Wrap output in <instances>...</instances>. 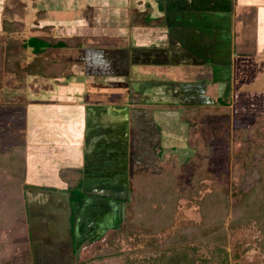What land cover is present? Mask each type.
Here are the masks:
<instances>
[{
  "label": "rangeland",
  "instance_id": "1",
  "mask_svg": "<svg viewBox=\"0 0 264 264\" xmlns=\"http://www.w3.org/2000/svg\"><path fill=\"white\" fill-rule=\"evenodd\" d=\"M0 1V7H3L5 0ZM35 1L7 0L6 8L9 9L5 12L0 10V45L7 46V44H11L12 42H8L9 39L18 40L19 44H21L18 46L19 51L23 52L25 55L24 58L28 57L27 59L30 61H34L36 56L42 57L44 49L46 52V48L50 47L43 45L44 40H42L37 42L38 52H34V47L32 49L29 44L33 39L36 40L40 37V35L52 37L53 43L57 44L52 45V47L56 49L63 48L57 47L63 43H66L68 45L66 47H69L68 43L70 42V44H72V42L75 41V38H67L69 32L74 33V30L69 29V25L66 24L68 22V16L71 17L72 20L69 19V22L72 23L74 21V16H80L81 14L79 12L74 15V10L72 11L73 13L60 11L59 14L55 16V19H64L61 21L64 24H60L58 21L54 20L43 22L42 20H45L47 16L45 13L39 15L40 17H37V14L35 15V11L33 10ZM217 1L218 0H215V2ZM150 2L152 3V8L155 9L157 14L165 13L164 11L159 10V0H151ZM229 2V4L225 3L223 5L215 4V14L216 12L221 11V13L225 15L234 14L237 18V27H235V29L241 36H243L242 39H236L237 52L243 55L245 54V57H264V0H230ZM141 3L142 6L140 4V7L143 9L144 7L146 9L148 5L151 4L147 3L148 5L146 6V4H144L145 0H142ZM128 4L130 14L126 11H124V14L125 16L127 14L129 25L132 24L131 20L134 21L135 19H140L144 21L142 22V25L150 26L157 24L158 26V28L152 29L151 32H147V35L150 33L151 38L156 41L154 47L161 51L159 57H155L153 60L155 62L162 63V65L166 63L173 64V61L175 62V60L171 61L169 57H172V55L179 56L177 55L179 52L175 50L174 46L170 48L171 43L174 41L172 39H174L175 36H171L170 40V35L168 36L169 31H167L169 27H165L163 22L164 19L162 20L161 18H158L152 20L153 11L144 10L145 12H141L142 10H139L136 6L137 1L135 0H128ZM212 4V0H183L180 2V7L184 10L183 13L186 14V17L194 16L193 12L198 9L196 14L197 18H199V20L202 18L205 20L208 18V15L202 14H210L209 9H214ZM202 6L205 8V11L200 12V7ZM86 9L87 14L88 12L91 14L89 10L93 8L87 6ZM9 10H12L11 15L6 17L7 21L2 22L1 19L3 15L4 17L7 16L8 14L6 15V13H9ZM31 12L34 15H32ZM87 14L85 13V15ZM85 15L82 14L84 18ZM125 16L120 15L116 18V22H110L112 25L111 27H113L111 28L108 26L110 30H118L116 28L122 27V30L117 31L116 34H112L108 29L107 33H104V35H102V33H97L95 34L97 36L94 37L93 31L89 32L87 28H80L86 33V37L78 36L81 38L84 37V43H87V41L90 40L86 39L88 38V35L89 37L92 35L91 39L94 40L95 38V40H98L102 44H113V46L102 49L100 52L102 54L91 53L90 57L92 59H88L86 61L79 60V66L74 67H77V69L68 68V65L70 66L71 63L70 61L60 63L58 68L63 67L65 73L67 69L70 70V73H75V76L72 75L69 76V78H63L64 80L61 82H66L64 86L57 85L58 81H56L55 77L36 75L35 70L38 69L36 68V64L28 67L30 70L33 69V74H31L28 69L26 75L24 74L25 71H16V73H14L8 72L4 69L0 70V145L5 146L7 144L23 142V130L27 117H25V114H29V110L31 108L37 107L39 115L45 117L52 116L53 113H48L47 111L49 106H55L58 104H62L61 106H63L65 103H75L76 101H80L81 104H84L87 103V99L92 98L98 91L97 94H101L100 102L98 103L96 100L94 104L90 103L87 106L89 109L93 110L92 112L99 113V111H102L100 118L93 119L92 113L90 114V118L93 119V125L100 127L98 132L93 135L92 138L96 139V141L98 140V142L107 141V146L104 148L109 147L102 153V157H104L105 160L102 165L106 168V172L102 170V173H105L106 175V178L102 176V183L105 179V181H108V185H113L116 184V182L119 183V181H121L119 177H124V192H108V194L111 195L110 197H112V200L110 197L107 200L109 202L120 204V214L123 211V218H121L122 225L124 224V220L127 218V215L124 212L129 206L126 200L130 198L132 199L131 191H129L128 188L130 180V177H127L128 173L132 175L134 174L133 171L141 173L142 170L151 172L156 171L157 173L165 174L171 172L177 176L181 185L186 186V176H183L182 167L184 166L187 157L195 154V144L197 145L198 142H200V145L207 143L209 146L213 147L211 165L215 173V181L213 178L208 182V189L212 190L214 188H224V190L228 191L230 196H238L236 199L231 200V205L236 206L237 203L240 202L239 199L241 198V193L249 191L254 182L259 178L257 169L253 171V174H248L245 169V162L249 159L248 155H246L249 148V141L256 143L257 146L262 148V151L255 157V160L256 162H264L263 85L259 84L258 86H247V89H250L251 91L253 90V92L250 95L251 101H246L244 103L241 102V95L237 92L238 89L240 90V88H244V86H242L244 83L236 85L235 87L237 88V91L235 92H237L238 97L237 99L235 98V100L238 103L234 104V108L232 106L233 109L231 115L229 113L227 115H220L215 108H220L218 98L221 97V85L213 83L211 80L212 72L210 68H212V66L210 64H206L196 67L192 64H184V67L180 69L174 68V71L182 72L187 74V76L190 74L188 76L189 82L193 78L192 81L203 80L204 84L202 83L201 85L198 84V86H192L189 82L187 83V81H177L173 82L172 85H163L161 88H158L159 85L145 86L141 90V93L143 94H139L134 97L131 88L127 85V77L120 78L119 75L118 77L120 80L116 79L118 81L114 82L112 76L114 73L116 74L119 72H124L121 74L122 76H124V74L125 76H127V74L132 75V71L135 72L134 69L138 68V66L131 65L132 62H128V68L125 66L122 68H115V66L109 64V60H113V64H115L118 59L123 57L124 53L122 52L120 54V52L117 51L119 48L125 49L128 47L131 50L138 49L137 47H130V32L132 31L131 28L134 27V25H130L127 28L120 26V24L123 25V21L126 22ZM111 18V16H108L107 21L109 22ZM85 21L86 18L83 21V25L86 24L89 26V20H87L86 23ZM9 22L11 26L15 25L17 27L16 29H18V32L13 35V37L12 35H9V31L7 30L11 29V26H8L7 28V24ZM136 22L137 20H135L134 23ZM225 23L226 22L222 20L220 24L225 27ZM2 25L6 28L5 32L3 31L4 28H2ZM47 25L50 27H47ZM169 30L174 31V28L171 26V29L169 28ZM42 31H44V34ZM120 32H122V35H117V33L120 34ZM141 36L142 35L136 36L135 41L142 39ZM220 40V46L224 47V39L222 38ZM212 41H216V44H218L217 39H213ZM78 43V46L83 45L82 41ZM12 45L15 46L16 44L13 43ZM116 51L120 55H117ZM114 52H116L117 56ZM136 52H138V50ZM142 52L143 51H140L138 54L140 56L143 55L144 57L145 53ZM76 53L77 57L74 58L73 54L67 55L68 59H81V53L79 51ZM231 53L230 55H232ZM57 56L63 57L61 53ZM114 56L116 58H114ZM125 57L127 60V55L124 56L123 59H125ZM64 58L66 59L65 56ZM231 59L232 57H230V60ZM234 59L232 60L233 63L231 62V77L233 78V76H236V79H240L241 81L245 78L246 80H249L251 76L249 75L248 78L245 76L246 74L244 75L242 71H239L238 65H241V63L237 59V65H235L236 62H234ZM52 61L54 62L55 67L57 61ZM94 63L98 64L99 67H103L105 70H108L100 73V70L95 67ZM39 64H41V67L44 66L45 69L51 67V64L49 65V63L45 61H42ZM123 65H126V63ZM71 66H74V64H71ZM145 66L147 67L148 65ZM149 67H154L151 71L153 74L155 73L154 76L157 75L156 77L159 80L168 76L166 73L158 74L159 69L156 68L159 67L155 68L154 65H150ZM252 67L253 66L250 68ZM169 68L166 69L170 72ZM138 70L139 68L137 71ZM242 70L244 71V69ZM237 75L239 76V79ZM104 76L109 78H105ZM215 80L219 79L215 78ZM123 81L124 84H117L118 82ZM137 87V85L133 86L134 93L137 92ZM88 88H91V91ZM153 90L156 94H153ZM86 91L88 93H86ZM123 93H125V95ZM186 93L188 94L187 97ZM87 94H89V96H87ZM127 105H133L138 108H135V110L130 112L127 108L128 112L124 114V118H118L122 115L121 112L124 111L122 109L127 107ZM230 105H232V101ZM42 110L45 112L44 115ZM204 110H206L210 116H202ZM56 113L61 116L59 108ZM131 113L134 115L132 116ZM114 114L119 115L116 117L117 119H114ZM45 119L46 118H43L44 122ZM120 122L123 125L118 124ZM123 131H125V135L130 141L129 148H127L128 146H124L126 136H124V142L121 141ZM131 133H133V136H131ZM109 135L110 137H108ZM244 135H246V139H243ZM200 137L203 142L200 140ZM122 149L124 150V153H128V156H130L129 158L131 159L130 162L128 160L127 165L129 167L127 166L125 171L123 167L124 161L119 158ZM160 155L161 157H159ZM59 160L62 159L59 158ZM36 161L34 162V160L31 159V164L29 166L31 170V173L29 172V176L31 179L28 180L31 183L34 182L39 184L42 181L37 179L38 177L33 170L35 169V166L33 165H35ZM106 161H108V163ZM37 167H41L42 169V165L37 164L36 168ZM63 168L64 167H60L59 169H56V172L62 176H65L66 173L69 174V170H65L63 172ZM184 168H186V166ZM117 172L120 174H117ZM183 188L185 189V187L182 186L181 189L184 190ZM35 193L36 192L30 193V201H36L37 199L41 200V197H39L41 194L39 193L37 195V193ZM206 193L207 192L200 193L199 200H201ZM115 194L119 200H115L113 198L115 197ZM90 199L94 198L90 197ZM73 205L76 206V209L79 208L78 202L76 204L74 201ZM198 206V199L196 198L193 200H183L180 208L177 210L175 219L176 226L174 227V230L190 220L200 221L201 214ZM111 210L113 211L114 209ZM46 214L49 213H46L44 206H33L31 208L30 226L31 232L33 233L31 244H22L26 242L25 238L18 240V242L22 245L15 248L12 260L4 264H124L122 256L115 255L114 257V254L108 255L106 253V244L109 234H113V232H115L114 230L117 229L107 230L106 240H100L98 238V242L92 245H84L85 248L83 247V249H79V252L77 248V252H75L74 249L77 245L74 247L71 237L76 233V216H74V221L70 224L68 222V216H66L64 212L61 214L56 211L49 214L50 216H53L54 220H57L58 217L62 215V220L58 221L61 226H57V228L55 227L52 229V227L49 228L45 225L47 220L44 219V217L48 218V215ZM101 215V217L104 218L103 213ZM105 215H107L108 220L111 218L110 211ZM229 220L230 219L227 220L226 227L228 251L233 257L232 264H264V255L259 250L258 245L262 235L260 230L256 227L246 226L233 230L228 227ZM168 232L166 231V233ZM80 243L81 241L78 239V244ZM123 246V250H126L127 247L124 243ZM98 254H102L104 256L98 257Z\"/></svg>",
  "mask_w": 264,
  "mask_h": 264
},
{
  "label": "crops",
  "instance_id": "2",
  "mask_svg": "<svg viewBox=\"0 0 264 264\" xmlns=\"http://www.w3.org/2000/svg\"><path fill=\"white\" fill-rule=\"evenodd\" d=\"M135 1H137L136 6L139 8V10H142L141 12H145L146 10L151 12L153 11L152 20L158 18H161L162 20L164 19L163 22L165 24V27L167 26L171 29L172 26V28H174V31L169 30V28L167 30L169 31L168 36L170 35V40H171V36L173 35L175 36V38L172 39L174 41L172 42L173 44L171 43L170 48L174 46L175 50L179 52L177 53V55L179 56L172 55V57H169L171 61L175 60V62L173 61V64L166 63L162 65V63L155 62L153 59L155 57H159L161 51L157 50L156 47H154L156 41H154L151 38L150 33L149 35H147V32H151L152 29L158 28L157 24L145 26L142 25L143 24L142 22L144 21L140 19H135L137 20L136 23H134L135 20L134 21L131 20L132 24L130 25L131 26L134 25V27L131 28L132 31L130 32L131 34L130 47L133 46V47H137L138 49L134 48L135 50H131L128 47L125 49L119 48L117 51L120 52V54L123 52L124 53L123 57L118 59L117 60L118 62L116 61L115 64H113V60H109V64H112V66H115V68L118 67L122 68L124 66L128 68L127 67V65L129 66L128 62L130 63L132 62L131 65L138 66L139 70L137 71L138 68H135L134 69L135 72L132 71V75L127 74V76H125L124 74V76H122L121 74H123L124 72H119L116 74L114 73L112 76L114 82L120 80V78L122 77L123 78L127 77L126 78V80H128L127 83L131 81L132 86L137 85L138 87L136 93H134V89H132V94L134 97L136 95L143 94L141 93L142 92L141 90L145 86H151L156 84L172 85L173 82H177V81H182V82L187 81L188 83L189 82L188 76L190 74H188L187 76V74H184L182 72L174 71V68L180 69L184 67V64H192L195 65L196 67L199 65L210 64L212 66V68H210L212 72L211 80L213 83H218L221 85L220 88L221 97L232 100L231 108L232 106L234 108L235 106L234 104L238 103L235 100V98L237 99L238 97L237 92H239L238 94L241 95L240 96L241 102L244 103L246 101H251L250 95L253 92V90L251 91L250 89H247V86H251V85L258 86L259 84H261L264 87V57H255V58L245 57L244 56L245 54L243 55L238 53L237 40L242 39L243 36H241L239 32L235 29V27H237L236 24L237 18L234 16V14L225 15L222 14L221 11L216 12L215 14V4H221V5L225 3L229 4L230 0H220V2L219 0L217 2H215V0H212L213 3L212 5L214 6V9L213 8H211V10L209 9L210 14H202V15H208L207 16L208 18L205 20L203 18L200 20L199 18H197L196 14L198 9L197 11L193 12L194 16L186 17V14L183 13L184 10L180 7V2L183 0H163L164 8L161 7L162 3L159 2V10L165 12L159 14H157L155 9L152 8L151 6L152 3L150 2L151 0H145L144 4H146V6L148 5L147 3H151L150 5H148L146 9L145 7L144 9L140 7V4L142 6L141 3L142 0H135ZM6 3L7 0L4 1L3 7L2 6L0 7V10L1 11L3 10V12L9 9L6 8ZM128 5H129L128 0H36L34 3L33 10L35 11V15L37 14V17H40L39 15L43 13L46 14L47 17L45 20H42L43 22L54 20V21H58L60 24H64L61 22L64 19L61 18H59V20L55 19V16L59 14L60 11L63 12L68 11L69 13H73L72 11L74 10L73 13L74 15H76L75 13H79V12L81 13L80 16L79 15H77L76 17L74 16L73 18L74 21L72 23L69 22V19L70 20L72 19L70 16H68V22L66 24L69 25L68 26L69 29L74 30V33L71 32L68 33L67 38L69 39L75 38L78 42L82 41L83 45L81 44L82 46H77V47L73 45L69 47H63L61 49L49 47L47 48V51L43 54L44 58L50 60L51 59L56 60L57 61L56 63L58 64L64 63V61H70L71 63L70 66L68 65V68L73 69L75 66L77 67L79 66V60L86 61L88 59H92L90 57L91 53L92 54L100 53L102 49H105L106 47L109 46L112 47L113 44L105 45V43L102 44L98 40H95V38L94 40L91 39L92 35H90V37L88 35V38L86 39H90V40H88L87 43L86 42L84 43L85 40L84 37L81 38L78 36H85L86 33L83 29L80 28H87L89 32L93 31L94 37L97 36L95 35L97 33H102V35H104V33H107V30L109 29L108 26L110 27L112 26L110 22H114L116 18H118L120 15L125 16L124 11L130 14ZM87 6L93 8L91 9L92 11L89 10L91 14H89V12L87 14L86 12ZM200 9H201L200 12L205 11V8H203V6L200 7ZM11 13L12 10H9V13H6V15L8 14L7 16L4 17L3 15L1 19L2 22L7 21L6 17H9ZM85 13L87 15H85ZM82 14L85 15L86 21L89 20L88 21L90 23L89 26L85 24L86 21L84 23L85 25H83V21L85 18L82 16ZM32 15L34 14L32 13ZM108 16L112 17L109 22L107 21ZM125 17H126V22L122 20L123 25L120 24V26H124L125 28H127L130 26L128 23L127 14ZM222 20L226 22L224 24L225 27L222 24H220ZM48 26L49 25H47V27ZM2 28H4V25H2ZM121 28L122 27L116 28L118 30L113 29L114 31L110 29L109 30L112 34L113 33L116 34L117 31L122 30ZM42 32L44 34V31ZM117 35H122V32H120V34L117 33ZM140 35H142L141 36L142 39H140L139 41L137 40L135 41L136 36H140ZM40 37L45 38L48 36L40 35ZM222 38L224 39V43H225L224 47H221L220 46L221 44H219L221 42L220 39ZM213 39L214 40L217 39L218 44H216L217 43L216 41H212ZM137 50L139 53L140 51H143L142 53H145L144 57L143 55L140 56L138 52H136ZM78 51L82 55L81 59H73V60L68 59L67 55L73 54L74 58L77 57L76 52ZM116 52H114L115 55ZM118 52L117 55H120ZM60 53L63 55V57L57 56ZM230 53L232 55H230ZM126 55H127V60L126 57L125 59H123L124 56ZM64 56L66 57V59L64 58ZM230 57H232L231 60ZM27 58L28 57H26V59ZM114 58L116 57L114 56ZM234 58L236 59V61ZM233 59L234 62H236L235 65H237V61L239 60V62L241 63V65H238L239 71H242L244 75L246 74L245 76H247L248 78L250 75L251 78H249V80H246L245 78L243 81H241L238 75L237 77L239 80L236 79V76H233V78L231 77L232 75L230 74L231 73L230 71H231V65L233 63L232 62ZM32 62L33 60L30 61L27 59L25 63L21 64V66L26 69L28 64ZM124 63H126V65H123ZM71 64H74V66H71ZM94 64L95 67L100 70L99 71L100 73H102V71L106 72L108 70V69L105 70L103 67H99L98 64L96 63ZM145 65L148 66L146 67ZM150 65H154L155 68L159 67L156 68L159 69L158 74L166 73L168 76L166 78H163L162 80L161 79L159 80L156 77L157 75L154 76L155 73L153 74V72L151 71L154 67L153 68L149 67ZM251 66L253 67L250 68ZM77 67L74 69H77ZM166 68H169L170 72ZM242 69H244V71ZM24 71H25L24 74L26 75L27 71L26 70ZM71 74L75 76L74 72H72ZM119 75L120 78L118 77ZM104 77L109 78L106 76ZM215 78L219 80H215ZM192 79L189 82L192 86L193 85L198 86V84L201 85L203 83V80L192 81ZM251 79L256 81H252ZM63 80L64 79L62 78L61 79L57 78L56 79V81H58L57 85L64 86L66 82L62 83ZM117 84H124V81L118 82ZM238 84L239 85L242 84L244 88L243 89L240 88V90L238 89L237 91V88L235 86ZM97 92L94 94L92 98L87 99V103L83 102L84 104H81L80 101H76L75 103H65V105L63 106H61L62 104L49 106V109L47 111L48 113L52 112L53 113L52 116L45 117L39 115L37 107L31 108L29 110V114H25V117L26 116L27 117L23 130V136H24L23 142L26 144L28 143L29 158H28L27 177L28 179H31L29 176V174L31 173V170L29 168L31 164V159H33L34 162L37 160L35 165H33L35 166V169L33 170L36 176L38 177L37 179L42 181L39 184L32 182L35 189H31L27 194V202L30 211V218H31V208L33 206L34 207L44 206L46 213L49 214L56 211L60 212L61 214L64 212L66 216H68V222L71 224L72 208H71L70 196L67 193L70 192L68 189L69 185H71L72 182H73L72 184L73 186H77L78 183H81L82 186L81 191L87 194L86 199L87 198L88 199L83 204H81V206L79 205V208L76 209V206L73 205L74 207L73 211L75 212V216H76L75 223L77 225V228L75 235L72 236L71 238L74 247L77 245L74 249L75 252H77V248L79 252V249L81 248L83 249L84 245L85 246L92 245L98 242L99 239L106 240V235H107L106 231L118 228L117 227L118 217L120 216L121 206L119 203L107 201L111 196L110 194H108V192H124L123 176L119 177L121 180L119 181V183L116 182V184L108 185L107 183L108 181H105V179L103 180L102 183V176L106 178L105 173H102V170L106 172L105 171L106 168L102 165L103 162L105 161L104 157H102V153L105 151V149L109 147L104 148L105 146H107L105 141L98 142V140L96 141V139L92 138L93 135H95L100 129L99 126L93 125L92 120L95 118H100L102 115V111H99V113L92 112L93 110L87 107L88 104L90 103L94 104L96 100L98 103L100 102L101 94L98 95ZM86 93L88 92L86 91ZM123 94L125 95V93ZM242 94H243V98H242ZM87 96H89V94H87ZM187 96L188 94L186 93V97ZM58 108L61 111V116L57 115L56 113ZM127 108L130 112L138 107L133 105L132 106L127 105V107L122 109L124 110L123 111L124 113L121 112L122 113L121 116H119L118 114L113 115L115 117L114 119H117L116 117L118 116H119L118 118L122 119L121 117H123L124 114L128 112ZM91 113L93 115L92 116L93 119L90 118ZM44 114L45 112L43 111V115ZM133 115L134 114H132V116ZM43 118H46L45 122ZM131 136H133V133H131ZM129 157L130 156H128V153H124V150L122 149L119 158L123 159L124 161L123 164L124 171L128 166L127 165L128 160L129 162L131 161ZM59 158L62 160H59ZM106 162L108 163V161ZM37 164L42 165V169L41 167L36 168ZM60 167H64L62 169L63 172L65 170H69V173L71 172L72 174L69 175L66 173L65 176L59 175L56 172V169H59ZM117 174L120 173L117 172ZM129 175L130 174L128 173L127 177H131L133 174L130 176ZM32 192H36L37 195L40 193L41 195H39V197H41V200L37 199L36 201H30V193ZM114 196L115 197L113 198L115 200H118L116 194ZM90 197L94 199H90ZM78 198L79 197L76 196L75 200L78 201ZM110 198L112 199V197ZM109 209H114L111 212V213L114 212V214L111 215V218L108 220V217L105 214H108ZM102 213L104 218L101 217ZM49 214H46L48 215V218L44 217V219L47 220L45 223L46 227L48 226L49 228L52 227V229H54L55 227L57 228V226H61L58 223V221L62 220L61 219L62 215H60L59 216L60 218L58 217L57 220H54L53 216H50ZM78 239L81 241L80 244H78Z\"/></svg>",
  "mask_w": 264,
  "mask_h": 264
},
{
  "label": "trees",
  "instance_id": "3",
  "mask_svg": "<svg viewBox=\"0 0 264 264\" xmlns=\"http://www.w3.org/2000/svg\"><path fill=\"white\" fill-rule=\"evenodd\" d=\"M160 2L164 8V1ZM8 26H11L10 22L7 28ZM16 28L12 25L11 29H7L9 35L13 37L18 32ZM5 29L4 26V32ZM34 40L29 44L30 47H34V52H38L37 42L42 40L45 46L57 45L53 43L52 37H38ZM8 42L12 43L7 46L0 45V70L24 72L36 64L38 68L35 70L36 75L56 79L72 76L69 69L65 73L63 67L58 68L60 64L56 63L54 67L53 59H46L44 56H38L26 69L23 68L21 64L27 59L24 58V53L19 51L18 46L21 44L16 39H9ZM13 43L16 47L12 45ZM68 44L79 45L76 39L72 44L70 42ZM66 46L68 45L63 43L57 47ZM22 58L24 59L21 60ZM42 61L51 64V67L48 69L41 67L39 63ZM32 70L28 69L31 74ZM231 101L219 97L220 108H215L218 114L231 115ZM203 115L210 116L206 110L203 111ZM243 139H246V135ZM194 151L195 154L187 157L182 167L183 176H186V186L181 185L177 176L171 172L167 174L143 170L141 173L134 172L128 185L132 199L126 200L129 205L124 212L127 218L122 225V211L118 217L117 230L109 234L106 244L108 255L122 256L124 264H232L233 257L228 251L226 227L228 219H230L228 227L233 230L245 226L258 228L262 234L258 242L259 250L264 255V162L255 160L262 148L249 141L246 153L249 159L245 162V169L248 174H253L257 169L259 178L249 191L241 193L240 202L236 206L231 205V200L238 196H230L224 188L208 189V182L213 178L215 181L211 165L213 147L207 143L200 145L198 142ZM28 158V143L0 145V264L12 260L15 248L22 244H31V218L27 194L35 187L27 177ZM72 184L69 185L70 192L67 193L70 196L71 216L74 221L73 202L83 204L87 194L81 191V183L77 186ZM182 186L185 187L184 190L181 189ZM202 192L207 193L199 200ZM76 196L80 198L78 201L75 200ZM195 198L198 199L201 220H190L174 230L177 210L182 201ZM21 238H25L26 242L22 244L18 242ZM123 243L127 247L126 250H123ZM100 256L104 255L98 254V257Z\"/></svg>",
  "mask_w": 264,
  "mask_h": 264
},
{
  "label": "flooded vegetation",
  "instance_id": "4",
  "mask_svg": "<svg viewBox=\"0 0 264 264\" xmlns=\"http://www.w3.org/2000/svg\"><path fill=\"white\" fill-rule=\"evenodd\" d=\"M129 83V84H128ZM127 84H128V86L131 88V90L133 89V86H132V83L131 82H128ZM156 85H158V84H156ZM153 86V85H152ZM163 85H159V87L158 88H161ZM153 94H156V92L153 90ZM118 124H122V123H118ZM123 124H124V121H123ZM122 124V125H123ZM109 126H111V125H109ZM110 128V127H109ZM128 130V129H127ZM129 133V132H128ZM128 135V134H127ZM124 136H126L125 135V131H123L122 132V136H121V141L122 142H124V139H125V137ZM108 137H110V135L108 136ZM107 141H105V143H106ZM130 141L128 140V137L126 136V141L124 142V146H128V147H130ZM109 211H110V213L112 212V210L111 209H109ZM108 211V212H109ZM114 214V212L113 213H111V215H113Z\"/></svg>",
  "mask_w": 264,
  "mask_h": 264
}]
</instances>
